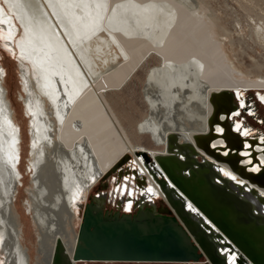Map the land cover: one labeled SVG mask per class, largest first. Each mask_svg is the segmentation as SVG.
Here are the masks:
<instances>
[{"label":"bare ground","instance_id":"6f19581e","mask_svg":"<svg viewBox=\"0 0 264 264\" xmlns=\"http://www.w3.org/2000/svg\"><path fill=\"white\" fill-rule=\"evenodd\" d=\"M2 1L8 7L7 11L0 5L3 43L12 52L17 49L38 75L35 93L29 94L25 103L27 112L32 114L30 132L35 161L29 194L35 214L39 264H55L57 247L61 249L64 264L68 257H73L88 196L100 180L108 179L113 172L119 175L113 179L114 188L93 196L98 204L106 205L107 197L111 196L118 209L132 214L133 209L146 210L147 204L152 211L159 210L156 207L159 198L183 224L169 199L170 195L180 197L171 188L174 185L159 172L162 168L158 161L156 166L148 163L143 152L155 159L172 154L184 161L196 159L198 162L193 168L208 167L210 180L242 199L251 216L264 224V195H261L264 190L224 180L213 162L205 158L199 160L203 152H215L211 144V139L217 135L215 124L216 128H225L224 118L219 120L218 117L228 102L231 105L227 107L228 113L235 110L231 96L239 99V113L245 109L251 115L256 114V106L246 93L255 91L260 99L264 97V0L241 2L247 11L245 21L256 45L254 49L262 50H258L260 59L246 52L253 60L249 65L242 63L239 53L243 44L250 45L249 41L233 38L243 22L237 18L229 27L223 20V12L210 0H105V13L114 8L131 9L138 14L162 13L166 21L154 32L124 27L114 29L112 39L103 36L102 41L115 45V52H106L95 61H89L92 40L86 38L85 54L80 56L69 37L71 33L63 27L58 33L49 23L52 11L57 13L61 23H69L57 0H47V7L44 0ZM60 1L64 8L70 7L67 0ZM69 18L70 30L75 40H80L81 22L70 11ZM86 22L84 33L87 34L89 19ZM18 28L22 37L15 40ZM60 35L72 48V62L65 63L66 60L58 57L60 48L56 39ZM151 54L157 57L158 63L150 67L144 89L149 113L135 130L140 135L149 134L156 147H148L134 138L135 134L125 126L107 97L108 92L122 89ZM13 113L0 77V263L30 264L21 242V218L13 200L20 175L22 141L21 129L14 123ZM239 116H233L232 123L233 126L240 124L241 134L248 129L247 138L263 139L264 131L246 122V118L239 120ZM217 138H214V145L225 143L223 137ZM226 139L231 146L241 143V138L231 135ZM190 146H194L195 151ZM256 149L262 151L259 144ZM254 155L255 152L251 156L243 155L242 159L248 157L243 162L251 167L257 161H264V153H259L258 160ZM221 165L224 175H236L226 163ZM183 172L189 175L190 168ZM261 173L264 169L248 174ZM248 174L251 182L264 188ZM124 177L134 179L125 182ZM149 187L152 192H148ZM183 202L189 215L197 220L195 206L190 201L183 199ZM207 231L226 264H249L241 263L237 249L224 244L214 230L207 227Z\"/></svg>","mask_w":264,"mask_h":264},{"label":"water","instance_id":"95a60500","mask_svg":"<svg viewBox=\"0 0 264 264\" xmlns=\"http://www.w3.org/2000/svg\"><path fill=\"white\" fill-rule=\"evenodd\" d=\"M195 151L194 146H190ZM148 163L160 164L159 172L180 196H169L171 205L181 218L177 219L169 207L152 211L137 210L134 214L106 210L105 205L92 199L84 206L79 227V243L73 257L65 264L81 262H172L178 264H226L218 254L207 227L218 238L237 249L241 263L264 264V224L256 221L243 200L231 191L217 186L207 176L209 168H193L198 162L178 156L161 155L157 159L143 152ZM190 168V174L183 170ZM252 181L264 186V173L248 174ZM183 199L196 208L197 220L184 207ZM210 222V223H209ZM55 264L62 262L57 247Z\"/></svg>","mask_w":264,"mask_h":264},{"label":"rangeland","instance_id":"374dc122","mask_svg":"<svg viewBox=\"0 0 264 264\" xmlns=\"http://www.w3.org/2000/svg\"><path fill=\"white\" fill-rule=\"evenodd\" d=\"M37 1V0H35ZM61 6L62 12L65 13L66 17L65 21L68 24H63L57 17V13L52 11L50 14L52 17L49 18V23L55 26V30L57 29L58 33L60 27H63L66 31H69L71 35L70 39L73 41L76 49L79 52L80 56H84L85 54V46H86V38L92 40L93 44L91 45L89 61L96 60L98 57H101L106 52L112 54L115 52V45L109 44V42L102 41V38L106 37L108 40L112 39V35L114 34V29L118 27H124L130 30L143 29L148 32H154L155 30H159L164 26L166 21L165 16L162 13L159 14H151V13H136L131 9H122V8H114L109 13H105V0H67L68 5L71 7L64 8L61 4L60 0H57ZM217 8V10L223 12V20L225 23L232 27L231 23L239 18L243 23L238 25L236 32L233 33V38L237 41L238 39L245 38L249 41L250 47L248 43L243 44L242 49H239V53L241 54L242 63H246L249 65L253 62L251 57L248 55L252 54L254 56H258L261 58L259 54V49L255 51L256 45L253 43L250 38L249 28L246 23V15L247 11L243 9L241 6V2H246V0H210ZM44 5L47 7V0L43 1ZM3 5L4 8L8 11V7L0 0V5ZM1 5V6H2ZM42 7V6H41ZM71 9V10H70ZM222 9V10H221ZM69 11L72 16L78 17L81 22V27L78 31L81 32L82 36L80 40H75V35L70 30V18ZM6 12V11H5ZM229 14H228V13ZM105 14V15H104ZM106 16V20H105ZM54 18L58 21L54 22ZM89 19V30L84 33V29L86 26V21ZM15 21V22H14ZM48 22V21H47ZM13 24L16 26V19L13 20ZM59 24V25H58ZM59 27H58V26ZM106 28V29H105ZM240 29V30H239ZM111 32V33H110ZM107 33V35H106ZM1 28H0V77L3 80V86L7 90V96L11 104V109L13 110L12 118L16 125H18L21 129V162L19 164L20 175L17 190L14 193V204L15 208L18 211L21 218V242L23 244V248L26 249L29 256L30 264H39L38 262V248H37V236H36V226H35V214L31 209V197L29 194V188H31V181L34 174V161L33 160V145H32V136H31V119L32 114L27 112L26 110V99L28 95H34L35 93V79L38 77L36 73H34V67L26 60H23L20 57V53L17 49H14L12 52L10 49L6 48L2 37H1ZM21 36L22 31L18 28L15 33V40H18ZM98 36V37H97ZM101 36V37H100ZM104 36V37H103ZM97 37V38H96ZM100 38V39H99ZM95 39V41H93ZM229 39H227L228 41ZM97 41V42H96ZM56 43L58 45L59 55L58 57L62 60L71 61L73 58V51L67 45L66 40L62 35L57 36ZM106 43V44H105ZM109 45V46H108ZM93 49V50H92ZM254 49V50H253ZM61 50V51H60ZM92 51V52H91ZM260 51H262L260 49ZM112 52V53H111ZM248 52V53H246ZM19 54V55H18ZM240 58V57H239ZM244 59V60H243ZM238 62V60H237ZM158 63V59L154 54H151L148 59L143 63L142 66L135 71V73L131 76V78L127 81V83L123 86L122 89L115 92H108L107 97L111 103V105L117 111L119 117L123 121L126 127L133 132L134 138L145 144L148 147H156L154 142L151 139L149 134H138L135 130L139 121L142 120L149 113V105L147 102V98L145 96V85L147 79V73L150 67L155 66ZM90 65V64H89ZM92 66V65H91ZM96 67V66H95ZM99 67V65L97 66ZM26 68V69H25ZM92 68V67H91ZM90 68V69H91ZM102 68V67H101ZM26 70V71H24ZM28 70V71H27ZM25 72V74H24ZM28 72V73H27ZM58 81V77H56V82ZM264 94V92H263ZM247 98L253 102L256 106L255 115H249L243 109L242 113L238 117L239 120H244L246 118V122L253 125L255 128L261 129L264 131V101H262L255 91H250L246 93ZM232 103L235 104L234 109H236L239 104V99L236 96H231ZM48 110L50 107L47 106ZM138 134V135H137ZM137 135V136H136ZM136 136V137H135ZM118 173L113 172L111 176H109L106 180H100L97 185H95L89 196L88 202L92 201L93 196L100 191H110L114 188L113 179L114 177H118ZM112 183V184H111ZM110 195V193H109ZM111 200V196L107 197L105 202V209L111 211L119 210L122 213H125L123 209H118L117 205H115ZM148 205V204H147ZM146 209H151V206H147ZM156 207L159 209L162 207H166V204L159 198H157ZM84 210V209H83ZM138 210V209H137ZM136 209H133V213L137 212ZM83 214V212H82ZM81 215V210H80ZM34 216V217H33ZM81 221V220H80ZM203 264L206 262L204 259H201ZM1 264V263H0ZM81 264H178L172 262H81Z\"/></svg>","mask_w":264,"mask_h":264},{"label":"flooded vegetation","instance_id":"af4514ba","mask_svg":"<svg viewBox=\"0 0 264 264\" xmlns=\"http://www.w3.org/2000/svg\"><path fill=\"white\" fill-rule=\"evenodd\" d=\"M227 104H228L227 107L231 108V105L229 104V102ZM227 107L224 108V110L219 114V117H218L219 120H223V118L225 120L224 121L225 122V126H224L225 128H223L224 131H223L222 134L216 131L217 135L214 137L216 139H218L217 138L218 136L219 137H223L225 143L223 145H215V147H213L214 151H215L214 153H209V152L208 153H204L203 152L199 156V160H202V159L205 158V159L213 162L215 164V166L217 167L220 176L224 180H228L229 182L236 181L238 184H240L238 181L246 180L247 183L244 182L243 186L246 185V186H249L251 188L257 187V188H260V189L264 190V188H261L257 184L251 182L250 179L247 176L248 173H259V172H261L264 169V166H261L260 170L257 171V172L248 171V169L253 167V165H255V164L252 163L253 165L251 164L252 166L249 167L250 164L246 165L244 162L242 163V161H244L248 157H246L245 159H242L243 155L240 154L242 151H245V150L246 151L247 150L250 151L251 155H253V152H255V155L253 156V158L258 160L259 153L260 152L264 153V137H263V139H261L259 137H249V138H247V136H243L240 132L235 131L233 123H232V118L229 119L228 117H229L230 113L236 112L238 110V107L235 110H231V112H229V113L227 111L228 110ZM216 125L217 124H215V128H216ZM230 135L233 136V137L241 138V143H239L238 146H231L227 142V139H226ZM214 138L211 139V144L212 145H214V143H213L215 141ZM246 142H250L251 143L250 145L252 147H248L247 148ZM257 143L261 147V149H259V150H262V151H259V152L257 151L258 150V149H256V147L258 146ZM224 146H227L229 149L233 150V151L229 152L228 156H224V155L221 154ZM251 148H253V149H251ZM251 155H248V156H251ZM253 162L255 163V160ZM222 163H226L232 169V171L235 172V174H236L235 176L237 177L236 180L231 179V176L224 175L223 168L221 167ZM149 165H151V164H149ZM240 185H242V184H240Z\"/></svg>","mask_w":264,"mask_h":264},{"label":"snow or ice","instance_id":"6c2138e0","mask_svg":"<svg viewBox=\"0 0 264 264\" xmlns=\"http://www.w3.org/2000/svg\"><path fill=\"white\" fill-rule=\"evenodd\" d=\"M237 95H238V93H237ZM261 99L264 100V97H261ZM241 106H243V103H241ZM248 114L251 115V112H249ZM239 115H240V113H239V111H237V112H234V113H230L228 118L231 119L232 116H239ZM234 129H235V131L239 132L240 131V124L239 123L235 124L234 125ZM214 131H217V132H219V133L222 134L223 131H224V129L223 128H220V127H217V128H214ZM248 134H249V130L248 129H245L244 132L242 133V135H244V136H247ZM212 146L215 147V145H212ZM246 146L247 147H252L251 145H246ZM230 151H233V150L232 149H229L227 146H224L223 151H222L221 154L224 155V156H228ZM240 154L241 155H251V153H244V152H241ZM242 163H243V161H242ZM249 163H251V161H249ZM261 166H264V161H257V164L256 165H253V167H251L250 169H248V171L257 172V171L260 170ZM130 179H134V177H124L123 178V180L125 182L128 181V180H130ZM231 179L236 180L237 177L235 175H233V176H231ZM238 182L240 184H242V185L244 184V181H242V180L241 181H238ZM124 186H125V190L127 191L128 185L125 184ZM147 190H148V192H152V189L150 187ZM261 195H264V193H261ZM187 206L189 208L192 207L191 204H188ZM128 207H129V210H130L131 209V203H129V206ZM232 259L234 260L235 259V256H233Z\"/></svg>","mask_w":264,"mask_h":264}]
</instances>
